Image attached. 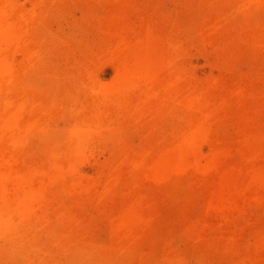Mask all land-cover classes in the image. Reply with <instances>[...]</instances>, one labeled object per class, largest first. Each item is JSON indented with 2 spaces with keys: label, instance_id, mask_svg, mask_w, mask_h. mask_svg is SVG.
<instances>
[{
  "label": "rangeland",
  "instance_id": "1",
  "mask_svg": "<svg viewBox=\"0 0 264 264\" xmlns=\"http://www.w3.org/2000/svg\"><path fill=\"white\" fill-rule=\"evenodd\" d=\"M0 264H264V0H0Z\"/></svg>",
  "mask_w": 264,
  "mask_h": 264
}]
</instances>
